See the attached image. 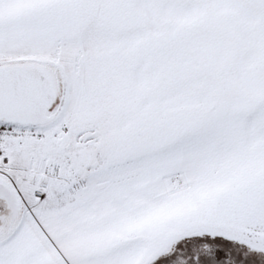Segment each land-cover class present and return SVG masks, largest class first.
Returning a JSON list of instances; mask_svg holds the SVG:
<instances>
[{
  "label": "snow or ice",
  "instance_id": "snow-or-ice-1",
  "mask_svg": "<svg viewBox=\"0 0 264 264\" xmlns=\"http://www.w3.org/2000/svg\"><path fill=\"white\" fill-rule=\"evenodd\" d=\"M0 264H264V0H0Z\"/></svg>",
  "mask_w": 264,
  "mask_h": 264
}]
</instances>
